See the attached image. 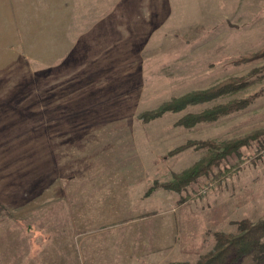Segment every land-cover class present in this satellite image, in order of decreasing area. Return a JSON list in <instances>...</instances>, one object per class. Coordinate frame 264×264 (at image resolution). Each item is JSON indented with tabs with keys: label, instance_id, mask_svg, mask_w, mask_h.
Wrapping results in <instances>:
<instances>
[{
	"label": "rangeland",
	"instance_id": "obj_1",
	"mask_svg": "<svg viewBox=\"0 0 264 264\" xmlns=\"http://www.w3.org/2000/svg\"><path fill=\"white\" fill-rule=\"evenodd\" d=\"M261 220L264 0H0V264H196Z\"/></svg>",
	"mask_w": 264,
	"mask_h": 264
},
{
	"label": "trees",
	"instance_id": "obj_2",
	"mask_svg": "<svg viewBox=\"0 0 264 264\" xmlns=\"http://www.w3.org/2000/svg\"><path fill=\"white\" fill-rule=\"evenodd\" d=\"M223 91H226V85H223L221 88H217L215 90L207 91L204 93H196L194 95L190 94L182 98L173 99L172 101L163 104V106L159 110L151 113L148 112V115L150 118H154L156 116H160L165 111L179 110L184 108L189 103L207 100L208 98L217 95ZM234 108V106L230 107L229 111L233 110ZM223 110L220 112H224ZM146 114H144V116H146ZM240 145L241 143H234V141L229 142L224 146H214L210 143V147L218 152L216 153L215 158L211 157L209 161H207L203 165H200L201 168L199 171L193 170L189 174L177 178V181H175V185L171 183L172 185L168 186L170 188L180 189L179 187L185 186L191 180L199 176L205 170L204 168H207L208 166L214 164L217 161L216 157L225 155L229 152H233L237 150ZM242 225L245 226V229L239 235L224 232H216L215 236L217 239V247L208 255H204L196 264H226L231 258H239L252 251H256L255 260L259 264H264V220H261L260 222L254 224L247 223L246 221H244L242 222ZM167 264L190 263L171 262Z\"/></svg>",
	"mask_w": 264,
	"mask_h": 264
},
{
	"label": "crops",
	"instance_id": "obj_3",
	"mask_svg": "<svg viewBox=\"0 0 264 264\" xmlns=\"http://www.w3.org/2000/svg\"><path fill=\"white\" fill-rule=\"evenodd\" d=\"M135 264H137V263H135Z\"/></svg>",
	"mask_w": 264,
	"mask_h": 264
}]
</instances>
